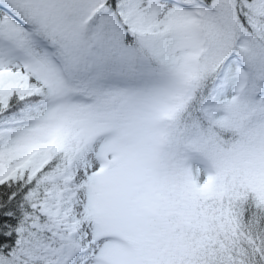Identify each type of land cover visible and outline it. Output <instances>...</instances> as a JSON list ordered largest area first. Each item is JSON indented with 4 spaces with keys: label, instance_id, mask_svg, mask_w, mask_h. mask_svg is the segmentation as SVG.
Returning <instances> with one entry per match:
<instances>
[{
    "label": "snow or ice",
    "instance_id": "obj_1",
    "mask_svg": "<svg viewBox=\"0 0 264 264\" xmlns=\"http://www.w3.org/2000/svg\"><path fill=\"white\" fill-rule=\"evenodd\" d=\"M0 264H264V0H0Z\"/></svg>",
    "mask_w": 264,
    "mask_h": 264
}]
</instances>
